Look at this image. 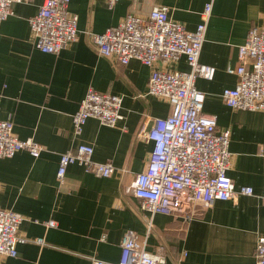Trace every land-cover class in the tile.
<instances>
[{
    "label": "crops",
    "instance_id": "0c3cea01",
    "mask_svg": "<svg viewBox=\"0 0 264 264\" xmlns=\"http://www.w3.org/2000/svg\"><path fill=\"white\" fill-rule=\"evenodd\" d=\"M43 2L13 4L0 27V120L12 122L19 140L41 147L37 158L20 151L0 159V209L22 217L20 236L45 244H19L16 257H2L0 264H117L128 231L147 252L161 251L163 264H256V243L264 237V113L231 110L221 93L237 83L227 70L239 66L238 47L248 30L264 23V0L214 1L199 61L215 74L195 82L205 95L203 113L216 117L218 132L229 134L228 177L253 195L217 201L187 219L150 216L130 190L153 147L139 135L170 113L167 101L147 94L152 68L100 57L89 34H102L129 15L145 19L155 7H167L169 18L192 32L206 0H120L111 7L104 0H70L77 40L56 55L33 47L28 19ZM168 69L189 67L180 58ZM89 88L120 96L122 120L109 127L91 118L75 135L72 118ZM81 144L93 148V162L110 163L113 175L96 178L71 165L59 185L60 155ZM49 221L56 227L47 228Z\"/></svg>",
    "mask_w": 264,
    "mask_h": 264
},
{
    "label": "built area",
    "instance_id": "2783aa9c",
    "mask_svg": "<svg viewBox=\"0 0 264 264\" xmlns=\"http://www.w3.org/2000/svg\"><path fill=\"white\" fill-rule=\"evenodd\" d=\"M34 0H0V27L11 15L14 3L30 4ZM120 0H105L114 6ZM215 0H206L201 22L192 32L172 21L167 7L153 8L147 18L129 15L117 26L102 34H89L100 57L127 65L132 59L151 67L147 94L165 100L170 106L166 118L157 119L139 137L153 145L145 169L136 175L130 190L139 208L150 216L160 214L189 218L195 209H208L217 201L238 196H252L251 187L235 188L228 177L231 155L228 132H218L216 117L205 115L204 93L196 89L197 79L213 80L215 68L201 64L200 53L208 20ZM70 0H44L38 12L28 19L37 51L56 55L77 40V17L69 12ZM239 66L228 69L237 77L234 88L224 89L221 99L234 111L264 113V23L251 27L244 43L238 47ZM184 58L189 70L168 69ZM162 64L161 68H155ZM120 96L103 94L89 88L73 115V132L79 135L88 119L114 127L122 120ZM11 121L0 120V159L13 157L20 151L37 158L41 147L31 139L19 140ZM93 148L81 144L60 155L56 179L61 185L71 165L82 167L96 178H109L115 169L110 163L92 161ZM264 207V192L260 195ZM22 217L0 209V259L14 258L19 244L34 242L44 246L43 239L33 241L20 236ZM54 228V221L46 224ZM150 227V225H149ZM256 264H264V237L255 248ZM161 251L151 254L134 233L126 232L121 240V256L117 264H163ZM91 264H107L92 260Z\"/></svg>",
    "mask_w": 264,
    "mask_h": 264
},
{
    "label": "bare ground",
    "instance_id": "6f19581e",
    "mask_svg": "<svg viewBox=\"0 0 264 264\" xmlns=\"http://www.w3.org/2000/svg\"><path fill=\"white\" fill-rule=\"evenodd\" d=\"M105 1V0H104ZM106 3V2H105ZM14 4H16V3H14ZM109 6V5H108ZM12 8V7H11ZM11 14H12V10H11ZM11 16V15H10Z\"/></svg>",
    "mask_w": 264,
    "mask_h": 264
}]
</instances>
